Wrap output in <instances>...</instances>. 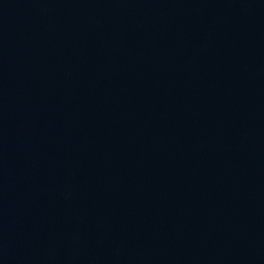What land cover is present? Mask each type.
Wrapping results in <instances>:
<instances>
[{"label": "water", "instance_id": "water-1", "mask_svg": "<svg viewBox=\"0 0 264 264\" xmlns=\"http://www.w3.org/2000/svg\"><path fill=\"white\" fill-rule=\"evenodd\" d=\"M0 203L60 264H264V0H0Z\"/></svg>", "mask_w": 264, "mask_h": 264}]
</instances>
